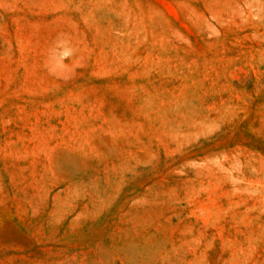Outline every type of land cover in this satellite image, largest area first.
Returning <instances> with one entry per match:
<instances>
[{
    "label": "rangeland",
    "instance_id": "1",
    "mask_svg": "<svg viewBox=\"0 0 264 264\" xmlns=\"http://www.w3.org/2000/svg\"><path fill=\"white\" fill-rule=\"evenodd\" d=\"M0 264H264V0H0Z\"/></svg>",
    "mask_w": 264,
    "mask_h": 264
}]
</instances>
